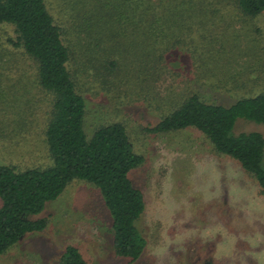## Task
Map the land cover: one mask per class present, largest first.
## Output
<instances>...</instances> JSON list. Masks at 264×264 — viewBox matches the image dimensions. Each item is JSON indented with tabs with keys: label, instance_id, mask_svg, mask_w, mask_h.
<instances>
[{
	"label": "rangeland",
	"instance_id": "374dc122",
	"mask_svg": "<svg viewBox=\"0 0 264 264\" xmlns=\"http://www.w3.org/2000/svg\"><path fill=\"white\" fill-rule=\"evenodd\" d=\"M47 1L72 49L87 134L121 122L144 156L130 178L146 201L137 225L147 247L136 261L119 256L100 188L74 179L40 215L47 227L24 236L0 255V264H57L68 245L78 247L87 264H264V194L257 179L197 128L148 130L193 93L224 106L264 93V12L248 15L238 0H191L199 4L195 15L170 14L160 26L162 47L173 46L175 37L180 42L146 81L145 69L124 52L113 72L101 67L116 60L118 50L109 24H96L87 42L63 8L70 0ZM15 36L11 26L0 25V90L8 94L4 104L0 99V163L46 168L52 165L46 141L52 96L39 84L36 62L7 42ZM128 38L117 39L125 44ZM95 62L101 68L93 69ZM244 131L264 135V124L238 119L234 133Z\"/></svg>",
	"mask_w": 264,
	"mask_h": 264
},
{
	"label": "trees",
	"instance_id": "16d2710c",
	"mask_svg": "<svg viewBox=\"0 0 264 264\" xmlns=\"http://www.w3.org/2000/svg\"><path fill=\"white\" fill-rule=\"evenodd\" d=\"M73 1L63 8H69L71 20L78 22L72 29L80 28L82 39L89 42L94 37L96 24L111 26L108 30L113 31V46L118 49L116 60L106 59L101 67L113 72L117 55L124 52L127 60L145 69L146 81L158 75L167 51L180 42L175 37L173 46L169 43L162 47L160 26L167 25L170 14L193 10L195 15L199 5L191 0ZM238 5L248 15L264 12V0H238ZM0 25L13 28L16 36L8 37L7 42L21 47L36 62L39 84L52 96L46 128L52 165L18 170L0 163V255L27 234L43 231L47 219L40 215L47 203L57 199L72 180L82 179L100 188L112 215L115 252L138 260L147 247V239L137 225L146 201L143 191L130 178V171L145 159L134 150L126 125L114 122L87 134V102L70 65L72 49L47 0H0ZM122 37H129L130 41L122 44L117 39ZM95 44L100 46V42ZM91 66L101 68L98 62ZM6 92L0 90L3 104ZM238 119L264 124V93L239 98L231 106L207 102L193 93L148 130L199 129L219 152L237 159L257 179L264 194V135L259 131L234 133ZM57 264L87 261L78 247L68 245Z\"/></svg>",
	"mask_w": 264,
	"mask_h": 264
}]
</instances>
